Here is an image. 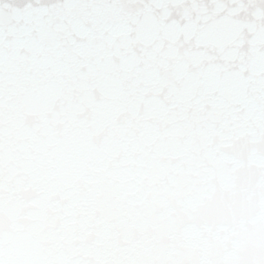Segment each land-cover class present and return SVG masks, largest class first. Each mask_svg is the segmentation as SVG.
<instances>
[{"label":"snow or ice","instance_id":"obj_1","mask_svg":"<svg viewBox=\"0 0 264 264\" xmlns=\"http://www.w3.org/2000/svg\"><path fill=\"white\" fill-rule=\"evenodd\" d=\"M0 264H264V0H0Z\"/></svg>","mask_w":264,"mask_h":264}]
</instances>
